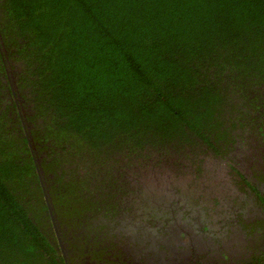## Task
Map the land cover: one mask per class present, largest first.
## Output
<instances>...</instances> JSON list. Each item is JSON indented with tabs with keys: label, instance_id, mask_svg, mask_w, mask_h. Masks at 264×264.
Masks as SVG:
<instances>
[{
	"label": "trees",
	"instance_id": "obj_1",
	"mask_svg": "<svg viewBox=\"0 0 264 264\" xmlns=\"http://www.w3.org/2000/svg\"><path fill=\"white\" fill-rule=\"evenodd\" d=\"M9 71L33 113L27 134L56 165L43 183L53 197L64 167L251 124L247 98L264 108V0H0V264H35L54 252L50 217ZM76 196L50 202L75 220Z\"/></svg>",
	"mask_w": 264,
	"mask_h": 264
},
{
	"label": "flooded vegetation",
	"instance_id": "obj_2",
	"mask_svg": "<svg viewBox=\"0 0 264 264\" xmlns=\"http://www.w3.org/2000/svg\"><path fill=\"white\" fill-rule=\"evenodd\" d=\"M10 72L15 111L26 132L33 113ZM258 102L249 100L251 124L229 120L227 136L198 141L187 155L165 146L127 158L123 163L134 175L115 170L114 156L108 164L84 166L78 175L74 166L64 167L53 197L52 188H44L50 218L42 219L41 228L54 252L35 264H264V108H256ZM2 105L11 106L8 100ZM8 116L14 119L12 112ZM168 153L172 157L163 158ZM44 155L37 153L40 171L52 178L56 165L43 161ZM199 160L207 167L197 176ZM148 168L157 169L158 186L155 179L149 184L141 179L138 169ZM76 191L80 217L74 220L50 200L69 199Z\"/></svg>",
	"mask_w": 264,
	"mask_h": 264
},
{
	"label": "clouds",
	"instance_id": "obj_3",
	"mask_svg": "<svg viewBox=\"0 0 264 264\" xmlns=\"http://www.w3.org/2000/svg\"><path fill=\"white\" fill-rule=\"evenodd\" d=\"M26 132H27V131H26ZM26 137H27V140H28V143H29V147H30L31 151L33 152V159H34V164H35L36 175H37V177L40 179V182L42 183V187L45 188L44 185H43V183H45V176H46V174H45V173L42 174V172L40 171L41 168H40V166H39V160L37 159V153H41V152H39V151L36 152V150H35V145H33L32 140H31L29 134L26 133ZM34 150H35V151H34ZM140 153H143V154H144V150H142V152L139 151V153H134L133 155H136V156H142L143 154H140ZM133 155H130V156L133 157ZM45 157H46V156L44 155V156H43V159H44ZM121 157H123V155H121L119 158H118V157L116 158V160H118L119 162L116 161V162L114 163V167H115V170H121V171L125 172L126 169H127L129 166H128V164L123 163ZM127 158H130L129 155H127V156L125 157L126 160H127ZM51 160H52V159L50 158L49 161H51ZM45 161H46V160H45ZM120 162H121L122 164H119ZM123 166H124V167H123ZM45 170H46V169H45ZM51 179H52V178H51Z\"/></svg>",
	"mask_w": 264,
	"mask_h": 264
},
{
	"label": "water",
	"instance_id": "obj_4",
	"mask_svg": "<svg viewBox=\"0 0 264 264\" xmlns=\"http://www.w3.org/2000/svg\"><path fill=\"white\" fill-rule=\"evenodd\" d=\"M167 156H171V157H172V155L168 153V154L165 155L163 158H166ZM131 159H133V157L130 156V159H129V160H131ZM162 161H163V159H162ZM170 161H171V159H169L168 161H163V162H164V163H171ZM131 162H132V165H133V164L136 165V163H135L134 160H132ZM150 162H152V161H150ZM119 164H122V163L120 162ZM136 170H137V169H136ZM138 170H139V172L142 173V177H141V179L144 180L145 183L149 184L153 179H155V180H154V181H156V182H155V185H157V186L159 185L160 181L157 180V176H155V172H156L157 169L148 168V169H145V170H141V169H138ZM131 171H132L131 174L134 175V172H133V171H135V170H133V168L131 169V167H128V168L126 169L125 172H131ZM151 183H152V182H151ZM160 187H161V186H160ZM153 189H155V188H153ZM156 192H157V194H158L159 190L156 189ZM161 194H162V193H161ZM160 196H161V195H160ZM46 202H47V200H46ZM47 208H48V211L50 212V206H49L48 202H47ZM176 264H177V263H176Z\"/></svg>",
	"mask_w": 264,
	"mask_h": 264
},
{
	"label": "rangeland",
	"instance_id": "obj_5",
	"mask_svg": "<svg viewBox=\"0 0 264 264\" xmlns=\"http://www.w3.org/2000/svg\"><path fill=\"white\" fill-rule=\"evenodd\" d=\"M259 97V96H258ZM251 98H253L251 95L247 98V100H246V109H250V105H249V100L251 99ZM233 99H231V101H232ZM258 102V101H257ZM248 104V105H247ZM239 107V106H238ZM231 123V122H230ZM230 123H228L227 124V127L229 126V124ZM235 128V127H234ZM196 147V145H193V146H189L188 145V147H186V148H183V149H181L178 153L179 154H182V155H187L188 153H190V152H193V151H195L194 150V148ZM212 149H213V147H211ZM207 152H210L209 150L207 151ZM211 152H213V150H211ZM136 153H139L138 151H136ZM140 154H143V153H140ZM128 155V154H127ZM127 155H124L123 157H121L122 158V161L123 162H125L126 161V159H125V157L127 156ZM206 157H208L207 155H206ZM204 160H199V161H197L196 162V164H195V166H196V175L198 176V174H202V172L203 171H206V163H205V165H203V162ZM63 179H64V176H63ZM63 182V180L60 182V183H62Z\"/></svg>",
	"mask_w": 264,
	"mask_h": 264
}]
</instances>
